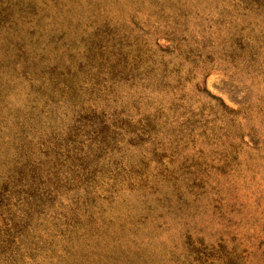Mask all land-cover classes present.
Instances as JSON below:
<instances>
[{
    "label": "rangeland",
    "instance_id": "rangeland-1",
    "mask_svg": "<svg viewBox=\"0 0 264 264\" xmlns=\"http://www.w3.org/2000/svg\"><path fill=\"white\" fill-rule=\"evenodd\" d=\"M0 264H264V0H0Z\"/></svg>",
    "mask_w": 264,
    "mask_h": 264
}]
</instances>
